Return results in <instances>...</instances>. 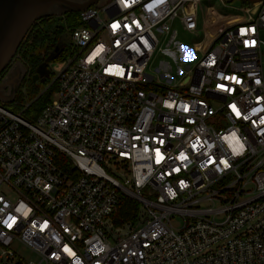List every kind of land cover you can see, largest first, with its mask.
Wrapping results in <instances>:
<instances>
[{"label": "built area", "instance_id": "2783aa9c", "mask_svg": "<svg viewBox=\"0 0 264 264\" xmlns=\"http://www.w3.org/2000/svg\"><path fill=\"white\" fill-rule=\"evenodd\" d=\"M213 1L90 7L40 113L0 106V264H264V0ZM158 36L200 54L179 85L148 74Z\"/></svg>", "mask_w": 264, "mask_h": 264}, {"label": "water", "instance_id": "95a60500", "mask_svg": "<svg viewBox=\"0 0 264 264\" xmlns=\"http://www.w3.org/2000/svg\"><path fill=\"white\" fill-rule=\"evenodd\" d=\"M99 0H0V101L9 104L22 83L25 67L21 62L11 64L18 47L31 26L39 19L80 13L96 6ZM59 53L56 46L45 60L36 67L34 83L40 75H47L46 65ZM5 89L6 92H5Z\"/></svg>", "mask_w": 264, "mask_h": 264}, {"label": "trees", "instance_id": "16d2710c", "mask_svg": "<svg viewBox=\"0 0 264 264\" xmlns=\"http://www.w3.org/2000/svg\"><path fill=\"white\" fill-rule=\"evenodd\" d=\"M241 4L246 5L243 0H241ZM78 15L79 13H68L63 17H46L39 19L31 26L16 52V55H19L20 62L24 65L26 70L32 73L56 46L59 48V53L49 64L55 66L57 70L63 66L67 56L71 54V46L69 42L67 44L62 42L61 38L62 34L65 32V28L55 25L54 20L62 21L61 19L63 18L67 19L66 29L71 32L79 25L77 22ZM3 74H5V72H3ZM23 83L24 81L17 90L13 101L6 104V108L14 113H19L24 110L23 113L25 116L35 117L49 102L54 88H50L37 100L32 102L33 98L39 94L40 89L37 84L29 80L27 91L24 94L20 93L19 90L23 87ZM28 104L29 106L25 109V106ZM59 161L61 162L62 168L68 171L70 170L69 161L63 158H60ZM138 211L139 204L131 198L123 196L119 203V211L117 213V219H120L119 224L133 222L137 217Z\"/></svg>", "mask_w": 264, "mask_h": 264}, {"label": "rangeland", "instance_id": "374dc122", "mask_svg": "<svg viewBox=\"0 0 264 264\" xmlns=\"http://www.w3.org/2000/svg\"><path fill=\"white\" fill-rule=\"evenodd\" d=\"M106 1L108 0H99L97 5ZM223 1L224 2H220L219 0L213 1V4L216 7V9L223 14L234 15L237 13L236 9L240 8L241 6H244L241 4V0H223ZM243 1L245 2L246 5H248L252 3H257L260 0H243ZM79 18L80 15H78V20H77L78 23H79ZM61 20L62 21L54 20V24L58 26H63L65 28V32L62 34L61 40L62 42L67 44L69 42V34H70V31L66 29L67 19L63 18ZM174 30H176L177 32L176 41L179 44H181L184 48H188L190 50H192L193 48V43L199 41L203 36V32L200 29L197 35L194 36L183 31L178 24H175ZM158 38L161 44V50L155 52V54L153 55L150 64V71L148 72V74L154 77V79H156L160 74H164L165 75L164 79H160L162 84H166V78H169L171 80V84H170L171 86L179 85L181 83V80L187 73V68L192 69L194 67V65L197 63V61L200 58V54L196 52H192L191 54H189V52L181 48H176L172 45L169 47H165V45L168 43V38H164V36H158ZM261 39L264 41V33L261 34ZM166 49H168V51H166ZM70 52L72 54V51ZM70 55L67 56L65 61H68ZM165 66L168 68V70L166 73H163L162 70ZM48 68L51 79L44 84H37L40 91L39 94L33 98L32 102L37 100L42 95V92L50 85L52 80L55 78L56 72L59 71L55 69V66L51 64L48 65ZM157 69L158 72H156ZM29 80H31V77H28L24 80L23 87L21 88V90H19L20 93L24 94L27 91V84ZM0 106L6 107V104H4L3 101H0ZM143 193L145 194L146 192L144 191ZM116 221H117V225H120L119 224L120 219H117V214H116ZM177 222L178 219L174 218V224H176ZM11 249L14 251L16 255V261H20L21 264H29V263L38 264V262L40 261V258L36 254L26 249L24 246L20 244H13L11 246Z\"/></svg>", "mask_w": 264, "mask_h": 264}, {"label": "flooded vegetation", "instance_id": "af4514ba", "mask_svg": "<svg viewBox=\"0 0 264 264\" xmlns=\"http://www.w3.org/2000/svg\"><path fill=\"white\" fill-rule=\"evenodd\" d=\"M41 64V63H40ZM39 64V65H40ZM48 65H49V63L46 65V68H45V70L47 71V75H45V74H43V75H39L38 77H37V79H36V81L34 82V84H44V83H46L49 79H50V75H49V68H48ZM36 69V68H35ZM4 75L5 74H2L1 76H0V82H2V80H3V78H4ZM35 75V70L32 72V73H30L28 70H26L25 69V73H24V76H23V79H22V82L26 79V78H28V77H31V80H32V77ZM6 90L7 89H5V92H6Z\"/></svg>", "mask_w": 264, "mask_h": 264}, {"label": "bare ground", "instance_id": "6f19581e", "mask_svg": "<svg viewBox=\"0 0 264 264\" xmlns=\"http://www.w3.org/2000/svg\"><path fill=\"white\" fill-rule=\"evenodd\" d=\"M218 16H213V20H216ZM208 38H210L209 34L207 36Z\"/></svg>", "mask_w": 264, "mask_h": 264}]
</instances>
